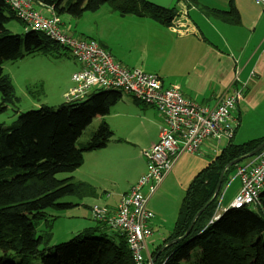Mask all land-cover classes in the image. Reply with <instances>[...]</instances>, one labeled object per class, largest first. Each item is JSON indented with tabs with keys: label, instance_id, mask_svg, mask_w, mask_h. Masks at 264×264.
I'll return each instance as SVG.
<instances>
[{
	"label": "trees",
	"instance_id": "1",
	"mask_svg": "<svg viewBox=\"0 0 264 264\" xmlns=\"http://www.w3.org/2000/svg\"><path fill=\"white\" fill-rule=\"evenodd\" d=\"M31 2L50 7L59 17L76 18L107 4L121 16H147L170 26L177 13V3L181 1L176 0L167 9L142 0ZM229 6L228 10L204 5L199 9L207 17L234 23L230 17L236 16L237 12L232 3ZM13 19L21 23L9 5L0 0V114L7 112L8 106L14 107L18 103L11 78L3 71L6 61L31 54L58 57L61 51L69 52L38 31H29L24 38L11 33L6 24ZM77 63L75 70L80 68ZM121 93L97 87L84 99L66 101L64 97V102L56 108L42 105L18 113L9 126L0 123V248L6 251L0 264H29L36 256L40 258V264H136L124 236L113 229L107 236L96 235L98 228H85L68 241L53 245V220L44 216L48 208L73 207L71 202H59L65 196L81 199L95 194L94 187L74 180L70 174L82 165L84 153L104 147L111 140L113 131L105 120H101L88 139L78 142V138L94 115L109 113ZM262 141L264 137L242 143L229 140L213 161L195 176L164 244L182 236L192 224L189 234L161 251V245L157 247L152 253L156 256L154 264H264V192L255 209L247 206L226 209L220 217L208 222L217 198L208 202L221 171L230 161L247 154ZM239 163L226 169L220 188ZM62 173L66 176L60 177ZM204 206L192 223L195 214ZM10 253L15 258H9Z\"/></svg>",
	"mask_w": 264,
	"mask_h": 264
},
{
	"label": "crops",
	"instance_id": "2",
	"mask_svg": "<svg viewBox=\"0 0 264 264\" xmlns=\"http://www.w3.org/2000/svg\"><path fill=\"white\" fill-rule=\"evenodd\" d=\"M180 1L185 4L177 3V26H165L147 16L117 14L111 16L108 23L112 35L107 36L100 31L95 40L111 53L118 64L156 74L163 86L179 85L182 96L199 105L212 107L235 89L241 90V97L233 111L237 119L233 142L264 137V5H258L255 0H214L216 5L201 3L203 0ZM231 3L237 12L236 16L230 17L234 23L207 17L199 9L201 4L228 10ZM33 7L44 16L52 12L50 7L40 4H33ZM76 19L71 16V21ZM60 20L62 24L61 16ZM20 25L23 32V24ZM79 34L70 35L88 37ZM68 86L63 90V97H66ZM128 96L122 98L121 95L111 107L118 103L128 107L136 103L142 105L133 106L123 116L136 114L144 125L139 128L127 123L118 125L108 120L109 113L94 115L98 123L101 120L108 123L113 136L104 147L84 153L82 165L70 174L74 180L95 188L94 195L77 199L80 204L84 203L83 200L89 202L88 219H84L83 229L98 228L96 235L108 236L113 231L93 218L92 207L97 205L110 214L116 211L121 197L146 170L144 150L157 142L159 132L165 126L164 117L157 110ZM226 144L224 140L217 142L209 139L197 153L181 154L156 191L149 196L147 207L153 216L147 221L152 235L144 252L146 260L152 258L153 251L170 236L192 180ZM252 160H243L227 175L226 185L216 196V207L208 222L220 217L226 209H232L230 204L241 185L237 169ZM143 193L146 195V190Z\"/></svg>",
	"mask_w": 264,
	"mask_h": 264
},
{
	"label": "built area",
	"instance_id": "3",
	"mask_svg": "<svg viewBox=\"0 0 264 264\" xmlns=\"http://www.w3.org/2000/svg\"><path fill=\"white\" fill-rule=\"evenodd\" d=\"M4 1L23 24L24 33L38 31L44 34L69 50L80 63V68L71 75L73 84L66 94V101L84 99L98 87L125 92L164 117L165 126L160 130L157 142L143 152L147 160L145 172L121 197L116 211L110 214L97 205L91 209L95 220L124 236L136 264H148L151 257L146 260L144 252L152 232L147 221L153 216L147 207L149 196L156 191L181 154L197 153L209 139L228 142L233 138L237 126L233 111L241 90L235 89L212 107L199 105L184 98L179 85L163 86L156 74L118 64L96 40L71 36L62 28L60 17L54 12L42 15L34 9L31 0ZM255 2L264 5V0ZM177 21L174 17L171 26H177ZM252 159L237 169L241 185L231 208L247 206L255 209L259 204V196L264 192V147ZM143 190H146V195Z\"/></svg>",
	"mask_w": 264,
	"mask_h": 264
},
{
	"label": "rangeland",
	"instance_id": "4",
	"mask_svg": "<svg viewBox=\"0 0 264 264\" xmlns=\"http://www.w3.org/2000/svg\"><path fill=\"white\" fill-rule=\"evenodd\" d=\"M175 1L176 0H172L171 4ZM181 3L185 4V2ZM201 3L216 5L214 0H203ZM177 6H179V4ZM117 14L119 13L112 10L107 4H104L96 11L85 12L74 22L71 21V16H61V26L66 29L69 34L79 36V33H82L84 36L97 40L96 34H99L100 31L104 32L107 36L112 35L111 27L108 26V23L110 22V17L118 16ZM6 28L11 33L19 34L24 38V33L18 21L14 19L10 20L6 24ZM61 53L62 54L58 57L31 54L4 63L3 71L11 78L18 103L14 107L8 106L7 112L0 114L1 124L9 126L16 120L18 113L37 109L42 105L56 108L64 102L63 90L67 85H69V88L66 92L71 88L73 84L71 75L73 70L78 66V63L72 58L68 51H61ZM121 95L122 98L129 97L125 92H122ZM133 106L142 107V105L138 103ZM133 106L129 105L128 107L123 103H118L116 106L111 107L108 120L118 125L127 123L134 128L141 127L144 125V121L138 119V115L135 114L131 117L123 116L128 109L131 111L134 108ZM95 116L93 117L95 118L93 123H90L91 125L89 124L83 130L78 138V142L88 139L90 134L96 129L98 120ZM132 152H134V150ZM59 176L64 177L66 174L62 173L59 174ZM225 185L226 184L223 185L222 190ZM74 200L77 202H75L74 206L71 208L60 209L52 207L45 211V218L53 220V245L68 241V237L78 233L83 229V226H85L84 219H88L87 205H89V202L83 200L84 203L80 204L76 196H65L61 198L59 202H72ZM224 202L227 201L224 200ZM38 229L41 228L38 227ZM5 252L4 249L0 248V259L4 257ZM8 256L12 259L15 258L12 253ZM29 264H40V258L38 256L34 257Z\"/></svg>",
	"mask_w": 264,
	"mask_h": 264
},
{
	"label": "water",
	"instance_id": "5",
	"mask_svg": "<svg viewBox=\"0 0 264 264\" xmlns=\"http://www.w3.org/2000/svg\"><path fill=\"white\" fill-rule=\"evenodd\" d=\"M142 1H144V2H146V3H148V4H150V5H153V6H155V7L161 8V9H167V8L170 6L171 2H172V0H142ZM263 147H264V141H262L260 144H258L253 150H251V151L248 152L247 154H244V155H242V156H240V157H238V158L233 159L232 161H230V162H229V163L223 168V170L221 171V173H220V175H219L218 181H217V183H216V187H215L214 194H213L212 198L209 200L208 203H210L211 201H213V200L216 198V196H217V194H218V192H219V190H220L221 183H222V177H223L224 172L226 171V169H227L228 167H230L231 165H234V164L239 163V162L242 161V160H245V159H247V158H251V157H253V156H254L259 150H261ZM208 203H207V204H208ZM207 204H206V205H207ZM206 205H205V206H206ZM205 206H204L203 208H201V210H199V211L195 214L192 223L195 221V219H196L197 216L201 213V211L205 208ZM191 226H192V224H190V226L188 227V229L186 230V232H185L182 236L177 237V238H174V239L168 241L167 243L163 244V245L161 246V248H160V251H161L162 249H164L165 247H167V245H170V244L176 243V242H178V241L184 239V238L189 234V231H190ZM155 259H156V256H153V257L150 259V261H149L148 264H154Z\"/></svg>",
	"mask_w": 264,
	"mask_h": 264
},
{
	"label": "clouds",
	"instance_id": "6",
	"mask_svg": "<svg viewBox=\"0 0 264 264\" xmlns=\"http://www.w3.org/2000/svg\"><path fill=\"white\" fill-rule=\"evenodd\" d=\"M176 16H177V14H176L174 17H176ZM170 26H171V25H170ZM256 154H257V153H256ZM256 154H255V155H256ZM255 155H254V156H255ZM251 158H252V157H251Z\"/></svg>",
	"mask_w": 264,
	"mask_h": 264
},
{
	"label": "bare ground",
	"instance_id": "7",
	"mask_svg": "<svg viewBox=\"0 0 264 264\" xmlns=\"http://www.w3.org/2000/svg\"><path fill=\"white\" fill-rule=\"evenodd\" d=\"M109 228V227H108Z\"/></svg>",
	"mask_w": 264,
	"mask_h": 264
}]
</instances>
